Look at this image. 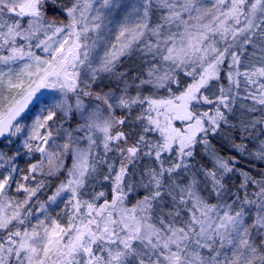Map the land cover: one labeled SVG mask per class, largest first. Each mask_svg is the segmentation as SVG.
<instances>
[{
    "label": "snow or ice",
    "instance_id": "obj_1",
    "mask_svg": "<svg viewBox=\"0 0 264 264\" xmlns=\"http://www.w3.org/2000/svg\"><path fill=\"white\" fill-rule=\"evenodd\" d=\"M0 264H264V0H0Z\"/></svg>",
    "mask_w": 264,
    "mask_h": 264
},
{
    "label": "trees",
    "instance_id": "obj_2",
    "mask_svg": "<svg viewBox=\"0 0 264 264\" xmlns=\"http://www.w3.org/2000/svg\"><path fill=\"white\" fill-rule=\"evenodd\" d=\"M131 64H132L131 61L126 62V64H125V68H127V66H128V65H131ZM128 68H130V66H129Z\"/></svg>",
    "mask_w": 264,
    "mask_h": 264
},
{
    "label": "rangeland",
    "instance_id": "obj_3",
    "mask_svg": "<svg viewBox=\"0 0 264 264\" xmlns=\"http://www.w3.org/2000/svg\"><path fill=\"white\" fill-rule=\"evenodd\" d=\"M129 66H131V65H128L127 68H128Z\"/></svg>",
    "mask_w": 264,
    "mask_h": 264
}]
</instances>
